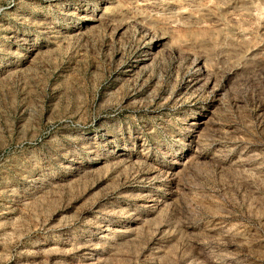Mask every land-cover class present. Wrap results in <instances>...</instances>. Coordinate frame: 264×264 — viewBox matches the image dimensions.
Here are the masks:
<instances>
[{
  "label": "rangeland",
  "instance_id": "rangeland-1",
  "mask_svg": "<svg viewBox=\"0 0 264 264\" xmlns=\"http://www.w3.org/2000/svg\"><path fill=\"white\" fill-rule=\"evenodd\" d=\"M0 264H264V0H0Z\"/></svg>",
  "mask_w": 264,
  "mask_h": 264
}]
</instances>
